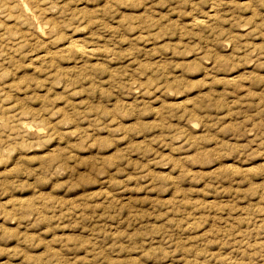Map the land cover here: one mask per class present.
I'll list each match as a JSON object with an SVG mask.
<instances>
[{"label": "rangeland", "instance_id": "1", "mask_svg": "<svg viewBox=\"0 0 264 264\" xmlns=\"http://www.w3.org/2000/svg\"><path fill=\"white\" fill-rule=\"evenodd\" d=\"M14 1L0 264H264V0Z\"/></svg>", "mask_w": 264, "mask_h": 264}, {"label": "bare ground", "instance_id": "2", "mask_svg": "<svg viewBox=\"0 0 264 264\" xmlns=\"http://www.w3.org/2000/svg\"><path fill=\"white\" fill-rule=\"evenodd\" d=\"M16 1H18V0H16ZM16 1H14V2H16ZM19 3H20V2H19ZM4 4H5V3H4ZM17 4H18V3H17ZM19 6H20V5H18V8H19ZM20 7H21V6H20ZM9 10H10V9H9ZM9 10H8V11H9ZM20 10H21V8H20ZM22 10H23V9H22ZM26 11H27V10H26ZM23 13H24V12H23ZM25 15H26V14H25ZM26 16H28V15H26ZM26 16H25V17H26ZM22 17H23V16H22ZM6 19H7V18H6ZM21 19H22V18H21ZM26 19H27V18H26ZM27 20H28V19H27ZM7 28H8V27H7ZM4 31H5V30H4ZM7 31H8V29H7ZM7 31H6V32H7ZM2 33H3V32H2ZM5 34H6V33H5ZM22 37H23V36H22ZM45 38H46V37H45ZM13 39H14V38H13ZM2 43H3V42H2ZM69 43H70V42H69ZM72 43H73V42H72ZM3 44H4V43H3ZM10 44H11V42H10ZM2 46H3V45H2ZM68 47H69V46H68ZM5 51H6V49H5ZM5 51H4V52H5ZM9 54H10V53H9ZM46 55H47V54H46ZM85 55H86V54H85ZM0 92H1V91H0ZM1 101H2V99H1ZM0 105H1V104H0ZM1 106H2V105H1ZM1 106H0V107H1ZM22 125H23V124H22ZM22 125H20V126H22ZM22 127H25V126H22ZM24 129H25V128H24ZM26 129H27V128H26Z\"/></svg>", "mask_w": 264, "mask_h": 264}]
</instances>
